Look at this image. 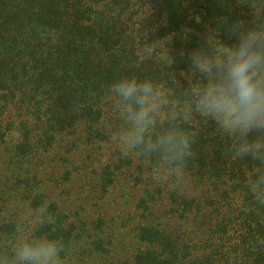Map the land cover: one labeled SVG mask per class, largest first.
I'll list each match as a JSON object with an SVG mask.
<instances>
[{"label": "trees", "instance_id": "16d2710c", "mask_svg": "<svg viewBox=\"0 0 264 264\" xmlns=\"http://www.w3.org/2000/svg\"><path fill=\"white\" fill-rule=\"evenodd\" d=\"M253 17L264 0H0V255L46 206L26 235L59 241L65 264H264L254 164L195 112L178 54L230 45L224 27ZM125 77L166 97L152 133L193 111L181 182L158 156L121 152L110 86Z\"/></svg>", "mask_w": 264, "mask_h": 264}, {"label": "clouds", "instance_id": "9594fccd", "mask_svg": "<svg viewBox=\"0 0 264 264\" xmlns=\"http://www.w3.org/2000/svg\"><path fill=\"white\" fill-rule=\"evenodd\" d=\"M223 31L235 42L229 45L220 41L212 50L179 51L188 64L181 76L191 82L188 96L195 112L210 119L216 132L235 140L233 158L253 162L248 190L264 205V18L253 17L249 26L237 19ZM217 32L209 29L207 39L215 40ZM110 92L126 124L117 135L121 152L125 156H158L164 168L181 182L193 155V141L185 131L193 111H182L169 121L164 132L154 134L150 130L166 107V97L158 86L149 80L125 77L112 83ZM46 218V206L23 217L17 225L13 254L10 258L0 256V264H64L59 241L26 235L28 225L43 223Z\"/></svg>", "mask_w": 264, "mask_h": 264}, {"label": "rangeland", "instance_id": "374dc122", "mask_svg": "<svg viewBox=\"0 0 264 264\" xmlns=\"http://www.w3.org/2000/svg\"><path fill=\"white\" fill-rule=\"evenodd\" d=\"M116 240H119V242L122 244H129L130 243V240H131V237L129 235V233L127 234L126 232L123 233V234H120L118 235V237L116 238ZM0 256H4V255H0ZM66 263V262H65ZM64 263V264H65ZM69 264V263H68Z\"/></svg>", "mask_w": 264, "mask_h": 264}]
</instances>
